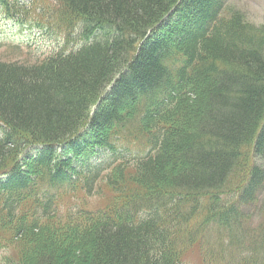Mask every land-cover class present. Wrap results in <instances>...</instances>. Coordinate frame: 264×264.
<instances>
[{"label": "trees", "instance_id": "obj_1", "mask_svg": "<svg viewBox=\"0 0 264 264\" xmlns=\"http://www.w3.org/2000/svg\"><path fill=\"white\" fill-rule=\"evenodd\" d=\"M39 1L0 0L44 32L0 43L24 57H0L12 264H185L197 247L204 264H264V26L223 0ZM101 182L105 211L58 221Z\"/></svg>", "mask_w": 264, "mask_h": 264}, {"label": "rangeland", "instance_id": "obj_2", "mask_svg": "<svg viewBox=\"0 0 264 264\" xmlns=\"http://www.w3.org/2000/svg\"><path fill=\"white\" fill-rule=\"evenodd\" d=\"M228 10L241 12L246 20L256 26H264V0H223ZM43 5V6H42ZM53 6H56L51 0H40L38 3V8H43L46 12L54 11ZM56 8V7H55ZM226 10V13H228ZM1 16V15H0ZM38 19V16H36ZM50 19V18H49ZM17 18L0 17V43L3 45H8L10 43L18 44L24 48L28 47V41L33 43L37 41L40 42V38L44 35V32L40 33L37 28H26L16 22ZM50 21H52L50 19ZM32 27V26H31ZM61 37V36H60ZM63 38V37H61ZM41 44L39 50L37 51L38 56H43L48 54L51 44ZM0 51V57L3 59H9L8 54H4ZM6 53H9L5 51ZM16 58H24L22 55L19 57L11 56L10 60ZM132 149L139 150L141 147L136 144L130 145ZM256 164L264 169V157L253 158L252 165ZM115 194L104 182H101L97 191L94 195H87L84 192H77L75 194H70L60 201L58 205V221L65 224L64 222L68 219H78L80 221L81 212L96 213L97 211H105L113 202ZM258 217V216H257ZM11 233L3 232L0 234V264H12L18 261L20 254V245L17 240L9 241ZM200 248H194L190 250L185 255V264H204L203 255L200 253Z\"/></svg>", "mask_w": 264, "mask_h": 264}, {"label": "bare ground", "instance_id": "obj_3", "mask_svg": "<svg viewBox=\"0 0 264 264\" xmlns=\"http://www.w3.org/2000/svg\"><path fill=\"white\" fill-rule=\"evenodd\" d=\"M25 221V220H24Z\"/></svg>", "mask_w": 264, "mask_h": 264}]
</instances>
